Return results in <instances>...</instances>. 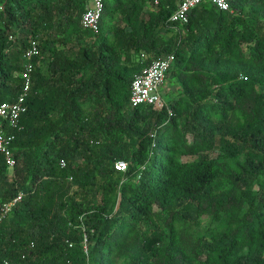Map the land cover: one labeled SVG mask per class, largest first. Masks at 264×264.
Wrapping results in <instances>:
<instances>
[{
	"label": "trees",
	"instance_id": "16d2710c",
	"mask_svg": "<svg viewBox=\"0 0 264 264\" xmlns=\"http://www.w3.org/2000/svg\"><path fill=\"white\" fill-rule=\"evenodd\" d=\"M228 2L179 26L177 0H105L96 33L85 0H0V104L40 47L12 171L0 153V208L23 194L0 264H264V0ZM171 53L177 95L132 107Z\"/></svg>",
	"mask_w": 264,
	"mask_h": 264
},
{
	"label": "built area",
	"instance_id": "2783aa9c",
	"mask_svg": "<svg viewBox=\"0 0 264 264\" xmlns=\"http://www.w3.org/2000/svg\"><path fill=\"white\" fill-rule=\"evenodd\" d=\"M203 3H209L220 11L231 10L228 0H177L176 9L170 16L168 22L179 26L186 25L189 22L191 12ZM155 4H158V1H155ZM104 7L105 0H85V12L81 19L82 27L98 33ZM28 43L29 45L23 54L24 64L21 74V91L14 102L0 104V153L4 156L10 171L17 165L12 148L16 136L15 133L12 134L10 132L12 130H22L21 120L28 111L27 101L33 89L32 74L36 68L34 59L40 53L39 42L36 38H31ZM142 58H145L144 54ZM174 62V53L155 57L152 59L150 65L135 77L131 84L130 105L132 107L150 105L157 109H162L167 106L163 89ZM169 113L172 115L173 112L171 109H169ZM61 167H66L64 160L61 161ZM115 169L120 172H126L128 164L125 161H117L115 163ZM22 197L23 194L20 193L10 203L0 208V221L9 215L13 207L21 201ZM84 242L87 244L86 238Z\"/></svg>",
	"mask_w": 264,
	"mask_h": 264
},
{
	"label": "rangeland",
	"instance_id": "374dc122",
	"mask_svg": "<svg viewBox=\"0 0 264 264\" xmlns=\"http://www.w3.org/2000/svg\"><path fill=\"white\" fill-rule=\"evenodd\" d=\"M178 92H179V88L175 84L173 76L170 75L163 89V94H164L166 101H170L174 96L177 95ZM217 155H218L217 152H213V153L203 154L202 156L203 158L209 159V158H215L217 157ZM198 158L199 157H183L182 160L183 161H194ZM209 224H210V219L204 218V220H202L203 229H206L209 226Z\"/></svg>",
	"mask_w": 264,
	"mask_h": 264
}]
</instances>
